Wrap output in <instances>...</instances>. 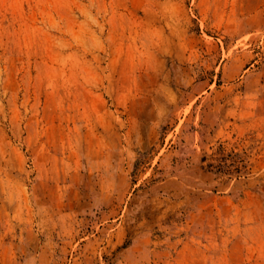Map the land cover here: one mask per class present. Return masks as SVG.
<instances>
[{"label": "rangeland", "instance_id": "rangeland-1", "mask_svg": "<svg viewBox=\"0 0 264 264\" xmlns=\"http://www.w3.org/2000/svg\"><path fill=\"white\" fill-rule=\"evenodd\" d=\"M0 264H264V0H0Z\"/></svg>", "mask_w": 264, "mask_h": 264}]
</instances>
